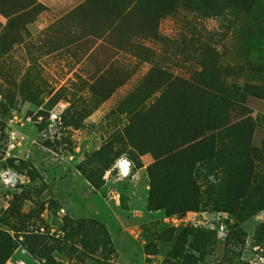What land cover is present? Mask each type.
I'll list each match as a JSON object with an SVG mask.
<instances>
[{
  "label": "rangeland",
  "instance_id": "obj_1",
  "mask_svg": "<svg viewBox=\"0 0 264 264\" xmlns=\"http://www.w3.org/2000/svg\"><path fill=\"white\" fill-rule=\"evenodd\" d=\"M206 94L247 124L230 127L222 165L195 164L198 210L150 211L184 98ZM263 132L264 0H0V231L17 245L4 264H50L26 252L29 233L56 264H264ZM221 183L258 194L242 214L215 210Z\"/></svg>",
  "mask_w": 264,
  "mask_h": 264
},
{
  "label": "trees",
  "instance_id": "obj_2",
  "mask_svg": "<svg viewBox=\"0 0 264 264\" xmlns=\"http://www.w3.org/2000/svg\"><path fill=\"white\" fill-rule=\"evenodd\" d=\"M207 98L200 96L192 98L189 95L184 98L185 106L178 121L180 130L174 134L177 146L173 149L175 142L170 145V151L163 159H157L150 170V190L147 200V209L150 211L164 210L168 216L183 215L186 212L196 211L202 204L199 186L194 174L195 164L199 162L210 163L211 160L222 165V159L226 160L232 155L231 146L226 143L230 127L238 124H247V119H230L229 114L235 108V103L230 97L224 95L217 96L206 94ZM232 121V122H231ZM173 134V132H171ZM251 136V131L249 136ZM235 152V151H234ZM214 157L216 159H214ZM218 157V158H217ZM231 157V156H230ZM162 164V166H161ZM259 167L262 171L259 173V201L251 211H264V132L261 147L259 148ZM152 168L157 170V175L152 173ZM159 170V171H158ZM248 181L252 177L251 170L243 171ZM88 182L89 177L84 176ZM260 179H262L260 181ZM224 180V179H223ZM223 182V181H222ZM226 182V180H225ZM92 183V182H91ZM250 183H247L249 185ZM229 186L225 187L223 183L219 185L216 194L214 209L226 211L229 213L242 214L245 210L248 199L257 195L250 194L249 198H244L245 190L235 189L232 193L227 192ZM172 190L174 196L168 195V190ZM244 198L243 204H240ZM163 201H177L170 206L162 204ZM232 203H235L234 206ZM77 229L87 230L92 235L93 242L100 244L101 241L108 243V234L103 225L96 221L79 220ZM5 239L0 246V264H4L11 256L17 245L11 237L5 232L0 231V237ZM54 239V238H52ZM44 237L39 233H29L24 236L22 245L26 252L33 258L45 259L50 264H56L55 261L47 255H44L43 244ZM196 257L191 254L182 256L181 264H196Z\"/></svg>",
  "mask_w": 264,
  "mask_h": 264
},
{
  "label": "crops",
  "instance_id": "obj_3",
  "mask_svg": "<svg viewBox=\"0 0 264 264\" xmlns=\"http://www.w3.org/2000/svg\"><path fill=\"white\" fill-rule=\"evenodd\" d=\"M34 1H37V2L47 6L50 3L52 4V2H54V1H70V0H34ZM58 11L59 10H57V13H55V12L53 13L52 10H50V11L46 10V12L50 13V15L58 16V17L69 15V13H71L72 10L69 12H67V11L63 12L62 10H60V12H58Z\"/></svg>",
  "mask_w": 264,
  "mask_h": 264
},
{
  "label": "water",
  "instance_id": "obj_4",
  "mask_svg": "<svg viewBox=\"0 0 264 264\" xmlns=\"http://www.w3.org/2000/svg\"><path fill=\"white\" fill-rule=\"evenodd\" d=\"M127 165H128L127 162H123V163H122L123 168H125Z\"/></svg>",
  "mask_w": 264,
  "mask_h": 264
}]
</instances>
